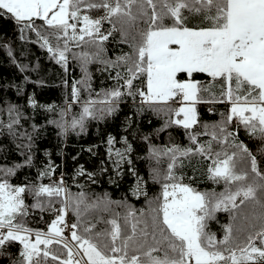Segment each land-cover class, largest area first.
<instances>
[{
    "label": "snow or ice",
    "instance_id": "1",
    "mask_svg": "<svg viewBox=\"0 0 264 264\" xmlns=\"http://www.w3.org/2000/svg\"><path fill=\"white\" fill-rule=\"evenodd\" d=\"M82 9L103 14L92 18L82 15ZM4 12L25 28L33 26L34 18L43 19L53 30L50 35L56 38V45L39 32L37 35L57 63H67L70 42L98 49L95 54L81 52L75 57L82 67L91 62L90 55L99 56L100 43L113 31L130 43L131 53L116 61H104L111 67L123 66L125 75L117 72V80L123 79V85L118 83L106 90L103 101H85L80 116L71 121L73 129L79 126L83 130L88 117L114 112L115 102L125 94L121 88H127V95H138L149 105L178 99L175 115L181 118L172 123L184 129L198 123L196 104L203 102L204 95H209L212 102L218 95L219 102L231 105L225 123L237 117L251 133L259 132L264 138V0H0V14ZM105 21L112 25L107 34L101 31ZM197 73H206L212 84L196 80ZM141 76L146 77L144 87L134 86V80ZM78 83L90 87L87 79ZM216 85L219 87L213 91ZM71 95L73 102L79 101L80 90L75 85ZM18 119L17 115L13 123ZM210 135L213 140L227 142L232 134L217 124ZM190 139L196 142V134ZM107 143L111 145L113 138L109 137ZM234 147L239 152L215 153L208 169L211 179L224 182L225 190L220 193L201 192L173 171L178 156L207 152L211 158V141L207 148L154 150L157 161L162 155L170 161L162 181L159 171L154 170V179L162 182L154 206L150 204L149 212L142 211L139 217L129 209L122 221L116 213L103 219L105 226L100 229V220L93 223L85 216L93 209L108 211L116 202L107 194L90 202L84 192L73 195L63 177L54 185L41 184L29 191L28 186L13 185L4 178L14 175L19 165L0 168V248L14 242L23 246L13 264H48L49 259L57 264H264V172L247 147ZM130 151V145L124 152L117 150V168ZM51 171L49 168L40 175ZM26 193L34 198L62 197L63 207L56 210V218L46 232L25 226ZM48 206L51 208V200ZM32 207L44 205L37 199ZM69 208L81 221L70 226L71 241L64 236ZM218 210L231 214L222 238L207 228V220L214 219ZM71 242H75V251ZM54 244L61 251H53L50 246Z\"/></svg>",
    "mask_w": 264,
    "mask_h": 264
},
{
    "label": "trees",
    "instance_id": "2",
    "mask_svg": "<svg viewBox=\"0 0 264 264\" xmlns=\"http://www.w3.org/2000/svg\"><path fill=\"white\" fill-rule=\"evenodd\" d=\"M83 14L96 18L103 13L96 9H82ZM78 27H82V23ZM111 28L112 25L105 21L101 31L107 34ZM52 31L40 18H34L33 26L25 28L10 14H0V168L19 165L15 167L14 175L4 177L11 184L28 186L31 191L33 186L54 185L63 177L65 187L73 195L84 192L90 202L107 194L116 203H112L108 211L93 209L85 216L86 220L93 223L100 220L97 224V229H100L105 226L102 220L110 219L116 213L120 214L122 221L129 209L134 210L139 217L142 211L145 214L149 212L150 204L154 206L155 198L160 195L162 188V182L154 179V170L159 171L162 181L170 162L167 155L160 156L157 161L154 150L164 152L174 146L181 150L188 147L207 148L211 141V158L207 152L178 156L173 170L177 176L184 177V183L205 193L225 190L224 182L217 183L211 179L208 169L213 164L215 153L239 152L234 147L237 144L248 148L257 159L258 169L264 172V138L259 132L251 133L237 117L225 123L231 105L219 102L221 98L218 95L212 102V98L205 94L203 102L196 104L198 123L191 129H184L172 123L181 118L175 115L179 107L176 101L149 105L138 95H127V88H121L125 94L115 102L114 112L88 117L83 130L79 126L73 129L70 127L71 121L80 116L85 101H103L106 90L124 83L123 79L117 80V72L121 76L125 75L123 66L111 67L104 61H116L118 57L131 53L132 48L130 43L123 42L118 31H113L106 41L100 43L102 51L99 56L90 55L91 62L86 64L85 71L81 61L75 57L81 52L95 54L97 47L91 44L76 46L75 42H70L66 53L67 63H57L47 47L42 46L43 40L37 35L39 32L55 46L56 38L50 35ZM194 76L205 85L212 84L211 77L206 73ZM84 79H87L90 87L78 83ZM145 79L141 76L134 80V86L143 88ZM73 85L80 90L78 102L72 100ZM218 87L216 85L212 90L216 91ZM17 115L18 122L13 123ZM61 124L65 127L62 128ZM217 124L224 125L226 132L232 134L228 136L227 142L222 138L220 142L212 139L210 133L213 125ZM191 134H196V142L190 139ZM109 137L113 138L114 147L131 146V151L127 152L119 168L115 167L108 152ZM49 168L52 170L49 175H40ZM89 173L92 175L89 176ZM137 183L141 189L136 194L133 189ZM37 199L44 205L43 208L32 207ZM49 200L52 202L51 208L48 206ZM61 200L62 197L34 198L26 193L25 226L47 231L51 221L56 218V210L63 207ZM65 217L73 223H81L71 208ZM229 222L231 214L218 210L214 219L207 220V228L222 238L223 226ZM234 223L243 226L242 223ZM22 247L19 242H14L0 248V264H13L19 259ZM50 247L53 251H61L58 245ZM48 264L57 262L49 259Z\"/></svg>",
    "mask_w": 264,
    "mask_h": 264
},
{
    "label": "rangeland",
    "instance_id": "3",
    "mask_svg": "<svg viewBox=\"0 0 264 264\" xmlns=\"http://www.w3.org/2000/svg\"><path fill=\"white\" fill-rule=\"evenodd\" d=\"M110 148H111V152H109V149H110ZM126 148H127V147H114V146H113V143H112L111 145H108V152H109V154L111 155V157H112V159H113V162L119 159V157L116 156V152H117V150H119V151H121V152H124V150H125ZM126 156H127V153L125 154L124 158H126ZM120 163H121V162H120ZM115 167H116V164H115ZM137 185H138V183L136 184V186H135L134 189H133L134 193H136V194L140 192V190L137 191ZM139 188H140V185H139ZM140 189H141V188H140ZM81 251H82V250H81Z\"/></svg>",
    "mask_w": 264,
    "mask_h": 264
},
{
    "label": "built area",
    "instance_id": "4",
    "mask_svg": "<svg viewBox=\"0 0 264 264\" xmlns=\"http://www.w3.org/2000/svg\"><path fill=\"white\" fill-rule=\"evenodd\" d=\"M209 110H210V107H209ZM65 222H66V224L68 225V227H65V228H64V236H65L66 238H68L69 241H71V228H70V226L73 224V222H72L71 220H69L68 217H65ZM32 239H35L34 232H33ZM71 245L73 246V249H74V251H75V250H76V249H75V242H71Z\"/></svg>",
    "mask_w": 264,
    "mask_h": 264
},
{
    "label": "crops",
    "instance_id": "5",
    "mask_svg": "<svg viewBox=\"0 0 264 264\" xmlns=\"http://www.w3.org/2000/svg\"><path fill=\"white\" fill-rule=\"evenodd\" d=\"M174 101H176L179 104V100L178 99H173ZM171 101V100H170ZM180 106V105H179Z\"/></svg>",
    "mask_w": 264,
    "mask_h": 264
}]
</instances>
